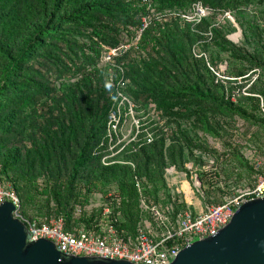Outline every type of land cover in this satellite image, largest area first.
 I'll return each instance as SVG.
<instances>
[{"label":"trees","instance_id":"1","mask_svg":"<svg viewBox=\"0 0 264 264\" xmlns=\"http://www.w3.org/2000/svg\"><path fill=\"white\" fill-rule=\"evenodd\" d=\"M150 1L154 12L141 0H0V165L26 217L62 216L67 230L90 228L94 214L76 207L115 188L119 228L132 234L147 218L136 178L147 197L166 205L167 168L187 170L190 160L203 168V203L218 204L233 185L264 174V0ZM197 2L212 9L200 23L175 14ZM225 11L242 29L238 41ZM146 16L137 47L109 70L105 46L128 42ZM209 62L227 64L233 76L260 68L251 90L261 97L232 100ZM118 66L133 100L166 120L159 138L126 157L134 167L104 165L95 154L106 139Z\"/></svg>","mask_w":264,"mask_h":264},{"label":"built area","instance_id":"2","mask_svg":"<svg viewBox=\"0 0 264 264\" xmlns=\"http://www.w3.org/2000/svg\"><path fill=\"white\" fill-rule=\"evenodd\" d=\"M141 4L152 9L150 0H141ZM211 11V8L197 2L193 4L190 11L175 14L180 20L194 26ZM157 14L160 15V13ZM224 17L234 21L231 11H225ZM142 21L139 28H133L134 34L128 42L118 47L105 46L104 58L112 60L131 47H137L144 30L149 25L147 16L143 17ZM206 35L211 37L212 31L209 30ZM208 65L215 74V82L224 85L227 95L232 100L235 101L240 94H251L248 92L250 86L242 85L241 88L231 89L234 87L231 85L240 84L241 79L247 74L231 76L225 71L227 64H222L219 68L212 66L210 62ZM118 68L121 77L108 115L106 139L100 144L95 154L102 155L101 160L104 165L128 164L134 167L135 164L126 157L136 153L143 145L150 144L159 138L163 130H166V120L158 116L156 112L154 113L155 108L152 105L142 106L133 100L126 90L128 80L124 68L121 66ZM261 101L263 106L262 98ZM150 108H154L152 113ZM211 163L214 164L212 161ZM185 165L187 170L183 171L176 170L174 166L167 168L165 188L168 189L169 202L166 205L147 197L143 193L141 182L136 178L140 207L147 218L142 220V225H139L132 234L123 227L119 228L122 218V197L115 188L108 189L106 195L98 194L86 206L76 207V213L79 215L86 213L93 216L94 214L90 228L67 230L62 216L45 218L43 221L26 217L21 211L20 196L13 183L2 175L0 165V205L7 201L15 205L14 217L23 221L30 240L49 239L54 242L58 250L65 254L101 256L128 260L135 264H170L186 246L196 240L216 235L230 222L243 203L264 197V174H260L252 185L246 182L233 185L221 203H203V206L199 207L194 201L197 197L202 200L203 184L200 174L203 168L200 165L195 166L190 160H187ZM181 202H186L188 208L176 211L175 204Z\"/></svg>","mask_w":264,"mask_h":264},{"label":"water","instance_id":"3","mask_svg":"<svg viewBox=\"0 0 264 264\" xmlns=\"http://www.w3.org/2000/svg\"><path fill=\"white\" fill-rule=\"evenodd\" d=\"M14 210L12 202L0 205V264H135L68 255L49 239L30 240ZM170 264H264V197L243 203L216 235L186 246Z\"/></svg>","mask_w":264,"mask_h":264},{"label":"rangeland","instance_id":"4","mask_svg":"<svg viewBox=\"0 0 264 264\" xmlns=\"http://www.w3.org/2000/svg\"><path fill=\"white\" fill-rule=\"evenodd\" d=\"M231 22L237 27L236 31L230 33V34H231V39H233V40H235V41H238V40L240 39V37H242V34H241V35L239 34L240 31H241V33H242V29H241L240 26H238V24H237L235 21H231ZM123 53H124V52H122V53H120V54L122 55ZM120 54L117 55L116 57L120 56ZM112 60H113V61H112ZM112 60H108V59H105V58L103 57V60H102L103 62H102V64H103V65H106L107 67H109V70H111V65L115 62V59H112ZM115 64H116V63H115ZM226 68H228V65L226 66ZM256 69H259V70H258V71H255ZM256 69H254L252 73L247 74L246 77L242 78L240 84H237V85H231V86H234V87H233L234 89L241 88L242 85H243V87H245V86H246V87H247V86H250V88L248 87V92L251 93L250 95L257 94V93H253L252 90H251L252 85L254 84V82L256 81V79L258 78V76H259V74H260V71H261L260 68H256ZM226 70H227V69H226ZM226 70H225V71H226ZM254 71H255V72H254ZM226 73H227V72H226ZM227 74L230 75L229 73H227ZM231 76H233V75H231ZM127 84H128V82L126 81V87H127ZM149 110H150V112L152 113V112L154 111V108H153V109L150 108ZM154 113H155V111H154ZM138 115H139V113H138ZM157 115L159 116V114H157ZM194 202H196V203L199 205V207H202V206H203V205H202L203 202H202V200H201L199 197H197V199H196ZM194 202H193V204H194Z\"/></svg>","mask_w":264,"mask_h":264},{"label":"bare ground","instance_id":"5","mask_svg":"<svg viewBox=\"0 0 264 264\" xmlns=\"http://www.w3.org/2000/svg\"><path fill=\"white\" fill-rule=\"evenodd\" d=\"M241 35V33H239Z\"/></svg>","mask_w":264,"mask_h":264}]
</instances>
